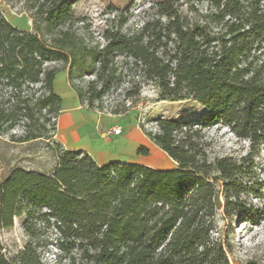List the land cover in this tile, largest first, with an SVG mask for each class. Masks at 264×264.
<instances>
[{
	"label": "trees",
	"instance_id": "16d2710c",
	"mask_svg": "<svg viewBox=\"0 0 264 264\" xmlns=\"http://www.w3.org/2000/svg\"><path fill=\"white\" fill-rule=\"evenodd\" d=\"M25 1L31 30L14 26L0 8V134L23 123L25 133L13 140L54 139L63 98L55 89L62 68L53 62L68 67L72 88L90 109L103 111L106 92L127 76L126 99L136 101L144 85L153 84L161 100H191L204 112L187 120L161 118L155 131L144 130L176 162L174 169L101 165L89 152L59 142L50 176L16 167L3 179L0 159V234L23 217L31 235L38 222L53 227L57 246L73 263L232 264L219 210L232 221L249 212L247 197H264L258 174L264 0H195L206 2V11L163 0L136 31H124L125 20L108 28L101 47L87 44L68 24L73 0ZM43 27L51 41L41 35ZM77 73L95 78L81 87L72 83ZM128 110L123 102L111 113ZM216 125L246 141L245 152L212 156L206 133ZM138 153L148 155L149 148L141 145ZM11 262L45 264L31 242ZM0 264H10L1 239Z\"/></svg>",
	"mask_w": 264,
	"mask_h": 264
},
{
	"label": "rangeland",
	"instance_id": "374dc122",
	"mask_svg": "<svg viewBox=\"0 0 264 264\" xmlns=\"http://www.w3.org/2000/svg\"><path fill=\"white\" fill-rule=\"evenodd\" d=\"M161 1L163 0H73L74 17L68 24L79 36L84 38L87 44L101 47L106 42L104 33L108 28H116L119 22L125 20L124 31L128 33L136 31L144 20L154 15V6ZM181 1L185 3V7L195 4L203 11H206L208 7L206 2ZM0 8L14 26L22 30H29L30 25L33 29V21L25 0H10L8 2L0 0ZM40 33L51 41V34L44 27ZM52 64L62 68L57 75L65 76V83L72 87L68 77V67H65L63 62H53ZM94 78L95 75L77 73L72 78V83L86 87L88 82ZM129 80L130 78L125 76L106 92L102 100V112L111 113L116 105L125 102L129 106V110L124 114L128 115L136 125L142 126L143 131H155L158 120L161 118L187 120L199 118L204 112L202 106L191 100H161L159 90L153 84L144 85L142 93L136 101L126 99V91L131 86ZM61 90L56 85V91L59 93ZM95 104L97 105L98 102ZM48 126L50 127V124ZM24 133L25 127L23 123H19L0 134L2 178L5 179L16 167L28 171H38L49 176L53 175L58 165L55 149L56 142H59L58 139L54 137V139L29 142L13 140V135L18 138ZM206 135L212 156L238 155L244 153L247 148L246 141L240 140L234 132L222 125L208 129ZM146 146L149 147V154L139 157L146 159L150 166L158 169L177 167L176 162L167 154L153 149L152 143H148ZM258 174L264 181V157L260 160ZM245 201L248 204L249 212L232 221L225 218L223 208L219 210L217 216L219 228L224 238L229 237L231 245L229 257L232 264H245L252 260L264 264V197L250 196ZM23 220V217H16L14 226L2 230L0 234L3 252L10 264H13L11 261L29 242L37 247L45 264H80L79 259L73 263L69 254L61 251L57 246V234L53 227L38 222L31 235L26 231Z\"/></svg>",
	"mask_w": 264,
	"mask_h": 264
},
{
	"label": "crops",
	"instance_id": "0c3cea01",
	"mask_svg": "<svg viewBox=\"0 0 264 264\" xmlns=\"http://www.w3.org/2000/svg\"><path fill=\"white\" fill-rule=\"evenodd\" d=\"M31 28L29 25L28 29ZM56 85L62 89L59 93L63 104L55 137L65 148L83 149L101 165L113 161L149 165L138 153L139 147L148 143H152L153 149L164 152L128 115L105 113L82 105L75 90L65 83L63 75H57L55 89ZM118 127L122 128L121 134L113 132Z\"/></svg>",
	"mask_w": 264,
	"mask_h": 264
},
{
	"label": "built area",
	"instance_id": "2783aa9c",
	"mask_svg": "<svg viewBox=\"0 0 264 264\" xmlns=\"http://www.w3.org/2000/svg\"><path fill=\"white\" fill-rule=\"evenodd\" d=\"M113 132H114L115 134H121V133H122V128H121V127L114 128V129H113Z\"/></svg>",
	"mask_w": 264,
	"mask_h": 264
}]
</instances>
